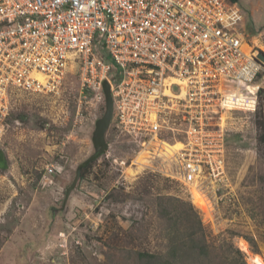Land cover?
<instances>
[{"label": "rangeland", "instance_id": "rangeland-1", "mask_svg": "<svg viewBox=\"0 0 264 264\" xmlns=\"http://www.w3.org/2000/svg\"><path fill=\"white\" fill-rule=\"evenodd\" d=\"M238 5L249 48L264 54V0H239ZM253 85L257 109L219 110L213 125L228 135V183L220 191L205 178L178 181L140 166L147 164L143 151L171 155L162 144L184 139L178 112L162 115V129L135 139L113 116L107 153L84 165L95 152L92 137L106 105L83 87L79 68L69 69L59 95L12 89L0 132V264H131L134 254L144 251L166 261L172 237L184 238L195 214L204 239L217 252L224 254L232 244L247 264L255 256L264 261V71ZM51 166L62 171L44 185ZM78 171L77 186L66 199ZM194 189L209 210L194 202ZM186 260L175 264H191Z\"/></svg>", "mask_w": 264, "mask_h": 264}, {"label": "built area", "instance_id": "built-area-1", "mask_svg": "<svg viewBox=\"0 0 264 264\" xmlns=\"http://www.w3.org/2000/svg\"><path fill=\"white\" fill-rule=\"evenodd\" d=\"M245 25L240 6L226 0H0V132L12 89L59 95L77 66L100 102L109 82L114 118L134 139L178 112L180 148L143 151L140 166L178 181L205 178L220 191L226 140L214 122L219 110L257 109L253 83L264 71ZM61 171L47 168L44 185Z\"/></svg>", "mask_w": 264, "mask_h": 264}, {"label": "trees", "instance_id": "trees-1", "mask_svg": "<svg viewBox=\"0 0 264 264\" xmlns=\"http://www.w3.org/2000/svg\"><path fill=\"white\" fill-rule=\"evenodd\" d=\"M229 3H239V0H226ZM264 55V54H263ZM0 161L3 162L2 155L0 153ZM1 162V163H2ZM84 168V167H83ZM196 215V223L186 224L185 227L189 233L180 239L176 234L171 239V248L169 259L165 261L163 255L151 253V252H137L132 258L133 262L131 264H175L178 261L187 259L186 261L191 262V264H213L214 260H217L219 264H247L243 258L242 252L235 248L232 244V247L227 248L223 252H217V247L214 243H208L204 239V232L199 218ZM171 228L174 230L177 227V224L174 225V220L171 219ZM191 221H193L191 219ZM203 232L202 234H200ZM172 232L168 231L166 237H171ZM186 239V240H184ZM247 240L253 244L252 240L247 238ZM254 252L258 253V249L255 247ZM225 255V256H224ZM216 263V264H217Z\"/></svg>", "mask_w": 264, "mask_h": 264}, {"label": "water", "instance_id": "water-1", "mask_svg": "<svg viewBox=\"0 0 264 264\" xmlns=\"http://www.w3.org/2000/svg\"><path fill=\"white\" fill-rule=\"evenodd\" d=\"M259 59L264 62V55L259 54ZM103 92L105 96L106 110L104 115L99 120H97L96 129L92 137V143L95 152L88 158V160L85 161L84 165L99 159L101 156L106 154L109 149L106 135L114 116V101L111 93V86L108 81H104L103 83ZM79 178L80 171L77 172V176L73 184L67 188L66 199L69 197L71 191L77 186Z\"/></svg>", "mask_w": 264, "mask_h": 264}, {"label": "bare ground", "instance_id": "bare-ground-1", "mask_svg": "<svg viewBox=\"0 0 264 264\" xmlns=\"http://www.w3.org/2000/svg\"><path fill=\"white\" fill-rule=\"evenodd\" d=\"M252 87H249V89L251 90ZM169 90V86H167V92ZM178 146H180L179 144H176L175 146H171L169 144H163L162 148L166 149V151H168L169 153H171L172 151L176 150L178 148ZM141 157V159H140ZM139 157V164L141 163L142 160V154ZM193 200L195 203H198L200 206H204L209 210V204L206 200V198L197 190L194 189L193 191ZM252 264H264V261L259 257V256H255L252 259Z\"/></svg>", "mask_w": 264, "mask_h": 264}, {"label": "crops", "instance_id": "crops-1", "mask_svg": "<svg viewBox=\"0 0 264 264\" xmlns=\"http://www.w3.org/2000/svg\"><path fill=\"white\" fill-rule=\"evenodd\" d=\"M169 83H172V80L171 81H169ZM235 112H237V111H235ZM240 112V111H239ZM247 113V112H246ZM227 137H228V135L227 134H225V142H226V145H227Z\"/></svg>", "mask_w": 264, "mask_h": 264}]
</instances>
